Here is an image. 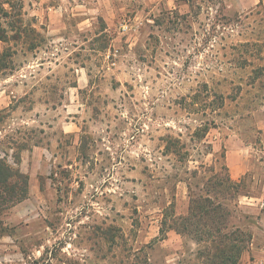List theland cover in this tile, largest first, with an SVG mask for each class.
Returning <instances> with one entry per match:
<instances>
[{
    "label": "rangeland",
    "instance_id": "1",
    "mask_svg": "<svg viewBox=\"0 0 264 264\" xmlns=\"http://www.w3.org/2000/svg\"><path fill=\"white\" fill-rule=\"evenodd\" d=\"M189 1L17 0L30 39L46 40L33 51L0 42V54L15 51L4 75L71 54L101 96L93 134L63 138L53 173L2 217L0 264H207L206 244L171 226L188 182L205 195L211 177L227 180L223 147L248 159L237 189L217 188L231 220L251 217L249 247L233 256L264 264V5L240 13L238 1L256 0ZM13 144L4 148H16L15 165Z\"/></svg>",
    "mask_w": 264,
    "mask_h": 264
},
{
    "label": "crops",
    "instance_id": "2",
    "mask_svg": "<svg viewBox=\"0 0 264 264\" xmlns=\"http://www.w3.org/2000/svg\"><path fill=\"white\" fill-rule=\"evenodd\" d=\"M261 2L263 6L264 0H256L252 5L243 7L238 1V12L250 10ZM83 52L84 49L79 51ZM117 54V51L110 50L104 55L115 66L116 62L113 63L112 59ZM61 59L40 63L38 72H29L21 67L7 75L0 73V154L4 156L13 150L4 148L7 139L24 145L19 167L30 178V196L34 189L40 187L41 179L53 173V161L60 160L57 151L61 148L62 139L76 137L81 140L86 134L85 126L91 130L89 134H93L99 125V121L91 117L92 111L100 108L101 96L100 87L93 81V72L90 74L86 63L71 54ZM44 66H48V73L42 81L43 77H38L44 73ZM61 72L64 74L61 75ZM6 113L8 118L11 115L9 120L2 117ZM35 132L41 136L37 143H33ZM247 163L244 150L238 156L234 151L226 152V164L233 181L240 182ZM189 206L190 202L184 210L180 206L175 207L173 217L187 216ZM171 231L178 234L175 230Z\"/></svg>",
    "mask_w": 264,
    "mask_h": 264
},
{
    "label": "trees",
    "instance_id": "3",
    "mask_svg": "<svg viewBox=\"0 0 264 264\" xmlns=\"http://www.w3.org/2000/svg\"><path fill=\"white\" fill-rule=\"evenodd\" d=\"M188 2H190L188 0ZM262 6V2L259 7ZM22 3L17 0H0V42H24L30 44V51L36 50L46 39L37 40L30 39L36 33L34 29L23 26ZM6 48L0 54V73L8 71V59L14 56L13 49ZM256 72L257 69H256ZM260 79L264 78V67L260 68ZM171 143V141L169 142ZM167 145V151L170 152V145ZM12 146L15 144L11 143ZM10 145L11 149L13 148ZM20 146V145H19ZM18 154H14L15 165L9 162L8 156L0 159V236L6 232V226L2 217L18 205L26 201L30 196V178L20 169L21 155L24 145L21 144ZM211 151L210 153H212ZM221 158L224 160L223 170L227 174L226 181H213L211 177L207 183L211 186L212 194L207 192L205 195H199L192 189V183H187L188 194L190 197L189 213L187 216L174 217V224L171 230H175L178 234L183 235L196 244L204 243V249L208 253L207 264H238L237 258L233 256L234 249H248L249 241L252 239L251 233H247L244 224L251 217L242 215L239 222L235 223L231 220L232 212L229 211V205L221 202V195L218 194L217 188L226 187L237 189L239 183L233 181L226 164V150L223 147ZM220 152V153H221ZM197 171L193 172V176H197ZM214 183V184H213ZM225 205V207H223ZM175 205L172 204V207ZM211 249L213 257H210ZM212 252V251H211ZM244 252V251H242ZM239 258V257H238Z\"/></svg>",
    "mask_w": 264,
    "mask_h": 264
}]
</instances>
